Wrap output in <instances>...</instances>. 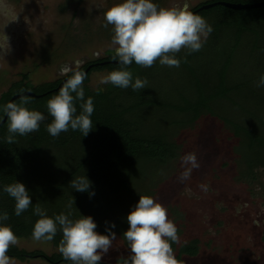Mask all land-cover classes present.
Instances as JSON below:
<instances>
[{"label": "rangeland", "instance_id": "374dc122", "mask_svg": "<svg viewBox=\"0 0 264 264\" xmlns=\"http://www.w3.org/2000/svg\"><path fill=\"white\" fill-rule=\"evenodd\" d=\"M157 1L162 7L182 6L187 2L191 10L212 0H152ZM6 2L18 19L4 27L8 20L0 16V39L4 31L11 46L10 52L0 58V94L25 73L29 74L34 85H40L56 81L69 69L77 70L84 61L104 57L114 61L106 53L114 48L111 45V25L104 27V13L122 0ZM219 15L221 13L217 11L216 17L207 21L212 27L213 38L209 39L208 34L201 50L196 51L199 57L194 61L200 72L213 78L216 70L229 59L235 44V34L226 28L220 29L216 35L220 27ZM14 18L15 15L11 17ZM254 46L260 48L253 51ZM186 53L188 50L184 49L178 54L185 56ZM148 69L147 85L162 102H177L178 92L188 93V81L181 66H162L157 61ZM108 73L106 70L92 73L91 88L106 87L108 84L101 85L99 81ZM261 75H264V27L259 31V37H245L232 58L228 80L230 84L240 86L237 95L242 106L237 108L238 111L224 104L223 113L243 120L247 112L264 115V87H257ZM217 108L220 109L218 103H214V109ZM147 113L148 116L137 119L138 123L145 126L148 134L167 130L178 144L179 157L166 165L140 162L134 170L124 171L126 184L123 185L119 177L114 178L111 185L85 198L86 216L94 219L99 229L97 232L107 235L106 228H110L116 233L112 248L102 261L115 262L129 254L123 237L129 227L127 215L139 196H151L167 208L169 219L176 224L180 238L178 247L193 240L199 241V256L194 259L185 256L186 264H264V178L253 183L242 179L243 160L247 157L244 156V147L240 148L239 141L232 137L227 122L214 112L212 116L202 115L192 126L172 129L169 124L177 119L176 114L156 113L150 109ZM193 152L199 168L193 169L191 176L181 182L179 177L184 171L181 157ZM70 159H74L73 154ZM67 160L56 155L42 160L36 188L51 187L53 183L48 181L58 176V170ZM63 172L60 176H65ZM37 202L40 204L41 201ZM48 204V208L56 206L51 200ZM112 224H115L114 228H111ZM16 246L29 252L40 250L47 255L59 253L50 242L32 238L19 239ZM178 247L174 250L175 256ZM12 260L14 264H49L41 258L26 262Z\"/></svg>", "mask_w": 264, "mask_h": 264}, {"label": "trees", "instance_id": "16d2710c", "mask_svg": "<svg viewBox=\"0 0 264 264\" xmlns=\"http://www.w3.org/2000/svg\"><path fill=\"white\" fill-rule=\"evenodd\" d=\"M220 1L246 4L264 0L253 2L212 0L201 3L190 10L202 16L206 21L216 17L217 11L220 12V27L216 35L221 32L220 29L226 28L235 34V44L232 46L229 59L216 70L214 78L209 74L200 72L194 65V61L199 57L198 52L186 53L185 56L177 54V58L181 61L180 66L183 68L188 81V93L178 92L177 102H162L148 85L145 89L133 91L131 88L124 89L108 84L101 88L103 90L97 94L96 89H92L89 84L91 74L105 70L109 72L118 70L121 65L97 66L87 73L83 82L85 100L89 97L93 99L94 112L90 117L93 122V130L87 136H83L79 130L69 129L67 132H62L58 137H53L47 131V125L52 121V117L47 111V101L59 92L54 90L64 80L59 79L54 82L34 85L29 74L25 73L21 75L20 80L13 82L0 94V123L6 115L3 107L10 102L13 96L26 91L33 92L38 96L43 95L41 98L30 97L31 102L27 105L30 110L39 111L45 116L39 131L26 136L17 135L16 142L10 144L5 139L9 135L8 121L0 126V213L8 212L9 219L3 223L11 226L18 239L32 238L34 224L40 218L34 214V208L37 204L42 209H46L44 210L49 217L54 218L56 215L64 213L70 214V218L76 220L81 215H87L84 200L90 198L89 192L97 193L96 191L111 185L112 179L118 177L123 185L126 184L124 171L134 170L140 162L148 161L166 165L178 158V144L174 142L172 136L167 134V130L162 129L158 134H148L145 126L143 127L138 123V118L141 120L148 116L149 112L146 114L148 109L156 113L166 111L169 112L168 115L176 114L177 119L170 121L169 124L172 129H184L194 125L204 114L212 116L218 113L221 115L219 117H222L230 127L232 137L239 141V147H244V156L247 159L245 157L246 160H243L244 175H241L242 179L253 183L264 178V115L250 112L244 114L243 111H240L244 114L245 119L243 120L223 113L224 104L231 105L235 110L242 106L237 95L241 90L240 86L230 84L228 75L232 58L241 47L245 37L248 35H258L259 37V31L264 27V8L236 11L217 6L210 10L199 11L205 4ZM156 4L161 6L160 1H157ZM212 33L209 34V39L213 38ZM216 39H219V36ZM258 48L260 46H254L253 51ZM106 53H109L114 61L118 60L114 50H109ZM109 60H111L110 57H104L96 62L102 63ZM88 67L89 65H86L79 70L86 72ZM128 70L133 73V80L136 78L148 80V68L140 67L133 62L132 65L128 66ZM19 101L20 99L15 102L19 103ZM81 103V101L76 102L77 115L82 111ZM214 103H218L220 109H214ZM218 110L219 112H217ZM72 154L73 160L70 159ZM51 155L63 156L69 160L62 164L55 179L50 178L48 183H53L51 187L41 189L39 187L38 189L36 184L40 178L38 173L42 160ZM62 171H64L65 176H60ZM81 176H86L91 182L89 192H78L69 186V182L73 178ZM16 181L26 186L33 202L29 209L19 217L14 213V199L3 191L4 185ZM47 199L56 203L54 209L53 207L48 208ZM73 200L74 203L69 207ZM37 201H41L40 204ZM61 239L62 233L58 231L52 241L46 242H50L58 249ZM172 247L173 250H176L178 246L173 243ZM198 254L199 241L193 240L179 245L176 257L178 260H182L183 256H197ZM7 255L19 262L41 258L49 264H70L60 252L47 255L40 250L29 252L16 245L9 249ZM120 259L110 263L101 261L100 264H117Z\"/></svg>", "mask_w": 264, "mask_h": 264}, {"label": "clouds", "instance_id": "9594fccd", "mask_svg": "<svg viewBox=\"0 0 264 264\" xmlns=\"http://www.w3.org/2000/svg\"><path fill=\"white\" fill-rule=\"evenodd\" d=\"M15 15L14 19L11 17ZM0 16L8 22L16 21L6 0H0ZM104 27L111 25V45L121 65L120 69L103 76L99 83L112 84L133 91L145 89L147 80L136 78L128 66L135 62L144 68L152 67L157 61L162 66L179 67L177 54L187 49L188 53L201 50L212 27L200 15L190 11L189 3L182 6L162 7L152 0H122L111 6L105 13ZM11 50L9 37L4 33L0 39V58ZM86 73L74 70L59 92L47 101V111L52 117L47 125L48 133L58 137L69 129L79 130L87 136L93 130L91 116L94 112L93 99L85 100L83 82ZM257 87H264V75L259 77ZM103 89L97 88V94ZM75 94V95H73ZM81 101L82 111L77 115L76 102ZM30 97L23 95L19 103L9 102L3 107L8 121V143H15L17 135L26 136L39 131L45 120L44 114L30 110L27 105ZM184 171L179 180L183 182L191 176L192 170L199 168L196 154L188 153L181 157ZM69 186L78 192H89L91 182L86 176L73 178ZM3 191L14 199V213L19 217L33 204L26 186L21 182L4 185ZM94 195V192H89ZM74 200L70 202L71 207ZM34 214L40 217L34 224L32 239L52 241L57 232L62 233L58 251L70 264H100L112 248L116 233L106 228L107 235L96 231L97 224L91 216L73 220L70 214L61 213L54 218L38 204ZM9 219L7 211L0 213V264H14L7 255L9 249L17 245L18 237L11 226L4 221ZM129 225L123 237L127 242L129 254L121 257L117 264H181L175 256L172 244L180 238L176 224L169 219L167 208L151 196H139L138 202L127 215ZM115 224L111 225L114 228Z\"/></svg>", "mask_w": 264, "mask_h": 264}, {"label": "water", "instance_id": "95a60500", "mask_svg": "<svg viewBox=\"0 0 264 264\" xmlns=\"http://www.w3.org/2000/svg\"><path fill=\"white\" fill-rule=\"evenodd\" d=\"M217 6H223V7H226V8H229V9H232V10H236V11H244V10H254V9H258V8H264V1L262 2H257V3H232V2H225V1H220V2H215V3H211V4H205L203 7H201L199 9V11H203V10H210L214 7H217ZM119 65V62L118 60H115V61H107V62H102V63H99V64H96L94 66H105V65ZM93 65L92 66H89L88 69L86 70V75L87 73L91 70L92 67H94ZM71 69H69V71H67L66 73H69ZM67 80V79H66ZM66 80H64L60 86L55 89L54 91L57 92L60 90V88L63 86V84L66 82ZM23 95H26V96H29V97H32V98H41L43 97V95L41 96H38L36 95L35 93L33 92H30V91H26L22 94H18V95H15L12 97V99L10 100V102H15L16 100H19L21 96ZM7 122V117L5 115L3 121L0 123V126L5 124ZM182 264V263H181Z\"/></svg>", "mask_w": 264, "mask_h": 264}, {"label": "flooded vegetation", "instance_id": "af4514ba", "mask_svg": "<svg viewBox=\"0 0 264 264\" xmlns=\"http://www.w3.org/2000/svg\"><path fill=\"white\" fill-rule=\"evenodd\" d=\"M101 59H102V58H96V59L91 60V61H84V62L81 64V66H80L77 70H79L80 68H83V67L86 66V65H89V66H92V65H93V66H94V65H96V64H99L100 62H96V61H97V60H101ZM96 67H97V66H94V67H92L91 69L96 68ZM73 71H74V70H70L69 73H63V74H61L60 77H59L57 80L61 79V80L63 81V80H65V79H68L69 76L72 74ZM186 256L189 257V258L194 259V258L198 257L199 254H198L197 256H189V255H186ZM184 257H185V256L182 257V260H179L182 264H186Z\"/></svg>", "mask_w": 264, "mask_h": 264}]
</instances>
